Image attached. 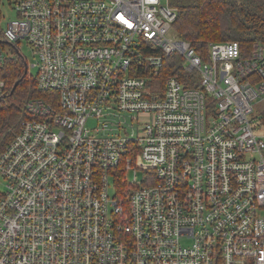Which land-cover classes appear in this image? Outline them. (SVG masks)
Returning a JSON list of instances; mask_svg holds the SVG:
<instances>
[{
	"label": "built area",
	"instance_id": "built-area-1",
	"mask_svg": "<svg viewBox=\"0 0 264 264\" xmlns=\"http://www.w3.org/2000/svg\"><path fill=\"white\" fill-rule=\"evenodd\" d=\"M9 3L0 98L22 42L50 93L0 151V264H264V42L204 59L169 0Z\"/></svg>",
	"mask_w": 264,
	"mask_h": 264
},
{
	"label": "trees",
	"instance_id": "trees-1",
	"mask_svg": "<svg viewBox=\"0 0 264 264\" xmlns=\"http://www.w3.org/2000/svg\"><path fill=\"white\" fill-rule=\"evenodd\" d=\"M169 1L177 9L174 32L188 40L204 59H208L212 42L237 40L246 52L255 42H264V0ZM8 51L3 74L6 91L0 98V151L13 139L21 120L30 116L26 110L27 101L35 97L46 100L50 93L39 89L37 75L29 73L24 56L12 48ZM168 75H176L187 84L198 85V74L188 76L183 69V60L175 53L165 58L163 77ZM189 77L192 83L186 82ZM259 117L264 125V109Z\"/></svg>",
	"mask_w": 264,
	"mask_h": 264
},
{
	"label": "rangeland",
	"instance_id": "rangeland-1",
	"mask_svg": "<svg viewBox=\"0 0 264 264\" xmlns=\"http://www.w3.org/2000/svg\"><path fill=\"white\" fill-rule=\"evenodd\" d=\"M0 26L2 28H5L7 25V22L11 19H15L18 17L17 14V10L14 8V4H10L9 0H2V2H0ZM19 53L22 54L27 63H28V71L29 73L36 75L38 72V66L34 65V63L37 60V55L34 54V51L32 49V47L30 45H28L26 42H22L19 46ZM17 52V51H15ZM264 109V99H261L259 101H257L256 103V109H255V123L257 125V131L259 133H262L264 135V125L262 124V121L260 119V113L263 111ZM99 124V121L96 117H90L87 125L89 127H95ZM140 177L141 178V171L139 172ZM128 177L130 179L134 178V174L132 172H128L127 173ZM0 190L4 191L5 190V184L3 182V180L0 179ZM112 194H115L116 189L115 186L112 185V189H111Z\"/></svg>",
	"mask_w": 264,
	"mask_h": 264
},
{
	"label": "water",
	"instance_id": "water-1",
	"mask_svg": "<svg viewBox=\"0 0 264 264\" xmlns=\"http://www.w3.org/2000/svg\"><path fill=\"white\" fill-rule=\"evenodd\" d=\"M25 63H26V65L28 64L27 61H26V59H25ZM17 84H18V82L14 85V87H13V89H12V92L15 90Z\"/></svg>",
	"mask_w": 264,
	"mask_h": 264
}]
</instances>
